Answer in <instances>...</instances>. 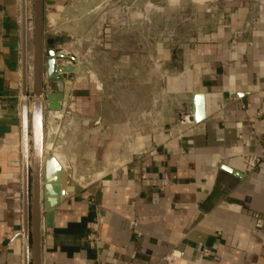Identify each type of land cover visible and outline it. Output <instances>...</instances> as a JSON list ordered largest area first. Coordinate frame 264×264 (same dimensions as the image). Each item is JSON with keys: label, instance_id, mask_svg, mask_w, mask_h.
<instances>
[{"label": "crops", "instance_id": "1", "mask_svg": "<svg viewBox=\"0 0 264 264\" xmlns=\"http://www.w3.org/2000/svg\"><path fill=\"white\" fill-rule=\"evenodd\" d=\"M68 1L44 0V10ZM224 2L206 15L214 20L189 49L181 86L166 94L165 105L162 91L152 99L144 91L141 44H130L138 49L132 53L117 39L107 46V65H126L113 73L114 83L129 82L130 73L139 78L143 107L135 123L130 85L111 89L99 71L91 80L76 77L82 68L76 54L56 60L74 73L65 72L67 96L56 102L67 108L53 123L67 117L75 129L85 128L76 156L91 157L101 171L84 184L69 172L49 224L43 211L42 264H264V0ZM23 12V0H0V264H25L24 172L35 97L29 79L24 94ZM31 38L28 32V65ZM49 47L65 52L46 38L45 60ZM50 91L58 92L54 84ZM195 94L202 96L199 121ZM46 121L52 124L48 113L44 134ZM136 124L149 129L140 149L116 148L131 145ZM249 156L259 158L255 168ZM30 195L31 205V176Z\"/></svg>", "mask_w": 264, "mask_h": 264}, {"label": "rangeland", "instance_id": "2", "mask_svg": "<svg viewBox=\"0 0 264 264\" xmlns=\"http://www.w3.org/2000/svg\"><path fill=\"white\" fill-rule=\"evenodd\" d=\"M224 1L226 0H69L63 8L51 6L44 10L45 40L48 38L53 41L61 51L76 54L82 63V68L76 77L91 80V72L99 71L98 77L107 79L106 83L111 89L128 90L124 84L130 85L131 95L134 96L131 98L130 113L133 123L141 115L137 112L138 107L141 106V109L143 107L142 104L139 105L138 100L139 78L130 73L129 82L126 77L127 81L123 82L120 79L114 83L113 73L115 75L122 73L126 65L121 64L122 66L118 65L116 68L108 66L107 46L109 44L111 46L117 39L121 46L126 42V51L132 53L138 49H129L128 46L134 44L138 48V44H141V53L147 58L145 77H141V81H145L144 91L151 99L156 91H162L165 105L166 94L171 90H178L181 86L179 80L187 69L186 59L190 58L189 49L197 43L198 38L204 34L206 26L214 20L213 17H209L210 15H206L220 9V6L225 5ZM30 2L31 15L35 19V0ZM34 32L33 30L30 33L32 37L30 65L33 67V74L35 73ZM121 48L120 52L124 50L123 47ZM143 86L141 83V94ZM179 105L181 103H178ZM70 119L60 117L56 123H52L53 125L46 121L44 143L52 145L50 153L55 154L60 164L56 154L62 152L67 155L68 166L64 167L61 164L63 171L67 173V185L68 174L71 171L76 172L73 180L83 179L84 184L99 178L100 165L91 161V157L81 159L76 156L80 153L76 138L85 131V128L75 129ZM143 127L136 124L135 128L130 129L131 145H124L122 142L116 148L131 152L139 150L142 146L139 138L144 137L149 131L148 128ZM82 148L86 149L84 146Z\"/></svg>", "mask_w": 264, "mask_h": 264}, {"label": "water", "instance_id": "3", "mask_svg": "<svg viewBox=\"0 0 264 264\" xmlns=\"http://www.w3.org/2000/svg\"><path fill=\"white\" fill-rule=\"evenodd\" d=\"M24 2L23 12V54H24V89L28 96V22L27 0ZM34 103L31 111L32 147L30 161L25 159V264H42L41 226L42 213L45 212L49 224L54 208L59 204L61 197L66 195L67 173L54 155L45 153L44 143V117L45 111L51 121L56 117L57 111L65 113L67 102L60 104L56 99L62 96L66 99L65 72H72L73 68L58 67V58H70L66 52H57L49 47V57L45 60V30H44V0H35L34 19ZM64 73V74H63ZM56 86L57 93L50 91L52 85ZM62 95V96H61ZM201 94H195V121L202 119L199 112ZM24 152L28 153V114L24 112ZM27 120V122H26ZM29 163V165H28ZM30 176L32 178V201L30 205ZM30 246L32 257L30 258Z\"/></svg>", "mask_w": 264, "mask_h": 264}, {"label": "built area", "instance_id": "4", "mask_svg": "<svg viewBox=\"0 0 264 264\" xmlns=\"http://www.w3.org/2000/svg\"><path fill=\"white\" fill-rule=\"evenodd\" d=\"M28 32L32 33L34 30V19L33 16L30 15V17L28 18ZM33 67L29 64L28 65V79L29 80H33L34 81V74H33ZM24 102H27V97L24 98L23 100ZM247 163L249 164L250 167L255 168L258 163H259V158L257 156H249L246 158ZM173 257L169 256L168 260H172Z\"/></svg>", "mask_w": 264, "mask_h": 264}, {"label": "bare ground", "instance_id": "5", "mask_svg": "<svg viewBox=\"0 0 264 264\" xmlns=\"http://www.w3.org/2000/svg\"><path fill=\"white\" fill-rule=\"evenodd\" d=\"M25 104H27V103H25ZM32 110H33V108H32ZM25 114H27L26 112H25ZM57 115L56 116H58V113H56ZM26 122H27V120H26ZM28 123V122H27ZM51 123H53V120H52V122ZM73 123V122H72ZM53 125V124H52ZM53 129V128H52ZM54 129H56L55 127H54ZM53 147H52V145L50 144V143H48L47 145H46V147H45V153H49V152H51V149H52ZM58 151V150H57ZM57 155V157H58V159L60 160V162H61V164H63L64 165V167H67L68 165H67V158L68 157H66L67 155L65 154V153H62V152H60L59 154H56ZM99 173V172H98Z\"/></svg>", "mask_w": 264, "mask_h": 264}]
</instances>
